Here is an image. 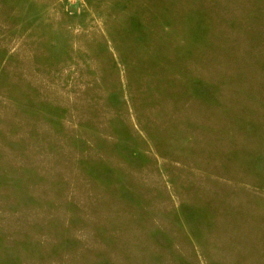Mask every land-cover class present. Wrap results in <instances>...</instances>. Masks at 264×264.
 <instances>
[{"label": "rangeland", "instance_id": "rangeland-1", "mask_svg": "<svg viewBox=\"0 0 264 264\" xmlns=\"http://www.w3.org/2000/svg\"><path fill=\"white\" fill-rule=\"evenodd\" d=\"M0 264H264V0H0Z\"/></svg>", "mask_w": 264, "mask_h": 264}]
</instances>
